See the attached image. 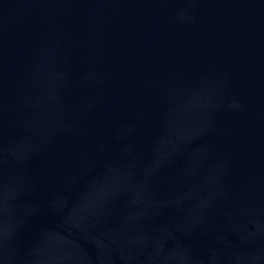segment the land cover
<instances>
[{
  "label": "water",
  "instance_id": "water-1",
  "mask_svg": "<svg viewBox=\"0 0 264 264\" xmlns=\"http://www.w3.org/2000/svg\"><path fill=\"white\" fill-rule=\"evenodd\" d=\"M0 264H264V0H0Z\"/></svg>",
  "mask_w": 264,
  "mask_h": 264
}]
</instances>
